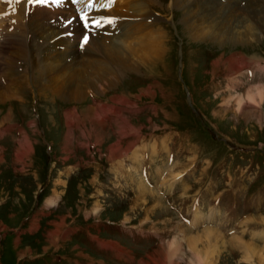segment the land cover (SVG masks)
I'll list each match as a JSON object with an SVG mask.
<instances>
[{
	"label": "rangeland",
	"instance_id": "rangeland-1",
	"mask_svg": "<svg viewBox=\"0 0 264 264\" xmlns=\"http://www.w3.org/2000/svg\"><path fill=\"white\" fill-rule=\"evenodd\" d=\"M100 3L117 24L97 53L81 23L68 78L32 50L0 85V264H264V0Z\"/></svg>",
	"mask_w": 264,
	"mask_h": 264
},
{
	"label": "bare ground",
	"instance_id": "bare-ground-1",
	"mask_svg": "<svg viewBox=\"0 0 264 264\" xmlns=\"http://www.w3.org/2000/svg\"><path fill=\"white\" fill-rule=\"evenodd\" d=\"M86 3H87V0H84V3L78 2L77 4L73 5L69 0H62L61 3L53 4V3H51V0H49V3L47 5H45V6H50L49 9H42V10L41 9L40 10L35 9L36 6L33 8L32 5H27L26 11H25L26 13H29L33 10H37L36 18L34 17L35 20L33 18H31L30 16H28L27 14H25L24 18L22 19L23 7H22L21 3L19 4L18 8L15 9V13L7 12V10L4 7H0V13L4 14V15H0V55H2L3 53H6L5 51H6V49L10 48V45H13L14 49H15V52H12L11 56L0 57V60H1V62H0V80H1L0 85L1 84H7V82H8V84L6 86H4V90H7L8 88H10V84H12V83H19L18 77H13V75L15 74L13 71V65L15 64L17 59H19L20 57H23V58L28 57L31 60V63L33 60H36V58H35L36 56L32 54V50L35 52H38L41 56H43L40 59L41 63L39 62L40 60H37L38 64L37 63L32 64L34 70H39L42 67V65L49 66L48 67L49 72H39L38 77H40L42 79V76H46L47 77V78H45V79H47L46 82L49 81L50 83L57 82L60 79L65 78V77L68 78V76L61 75V74L58 77H55V75L53 73H54V71L57 72L58 71L57 69L64 68L65 64L72 62L74 60V58L76 57L75 52L78 50L77 45H78L79 41L75 42V40H76L75 36L77 33L82 32L81 28L79 29V27H82L81 21H79V18H78L79 17V11H84V12L90 11V15L92 17H95L96 19H100L102 16H110L111 17V15L109 13L104 12L106 5H104L105 3H103V4L100 3V0H94L92 10H89L88 8L85 7ZM102 5H103V11L100 12V10L102 8L100 6H102ZM132 6H133V8H132V11L130 12L131 15L129 17H133V18L138 17V19H136L137 24H138V21L140 20V17H141L142 11H143V5H142V3L141 4L136 3L134 5L132 4ZM38 7H39V5H38ZM12 10H13V8H12ZM111 13L117 14V11L113 10ZM143 13H144V11H143ZM55 15H57L58 18L56 20H53L52 18H54ZM49 18H50V20H49ZM66 19H71L72 23L70 25H66ZM10 21H12V26L7 28V25H8V23H10ZM104 22L105 21H102L103 24H104ZM61 23H63V26L61 28H58L59 24H61ZM113 24L116 25L117 22L114 20ZM104 27H105V25L103 26V28ZM100 29L101 28H98L95 30H100ZM67 33H71V35H67ZM124 33H126V31H123V35H124ZM29 34H32L31 37L36 39V43H33V42H30L28 44L26 43L27 40L30 39L29 38L30 36L27 37V35H29ZM91 34L92 33L89 32V37H90V39L88 41V43L90 42L89 48L94 50L92 52L98 53L97 50H98L99 46L102 44L104 35L102 36V35L96 33L93 36ZM79 38L77 40H79ZM118 38L119 37L116 38L117 42L123 41V40L118 39ZM1 40H3V41L1 42ZM7 42H10V44L7 45ZM17 44H19V48H17ZM57 45H61V47H66V48L64 51H61V49L59 48V50L56 51L57 55H55V58L52 60V59H50L51 55L49 54V50L51 48L57 46ZM74 45H75V47H74ZM28 46H29V48H28ZM126 50L127 49L122 48V47H119L118 49L114 48L113 50L109 51L108 54L110 55V58L112 57L113 60L116 61V58L120 54H125V56H121L122 58L123 57L128 58V56H129L128 51L129 50L128 51H126ZM79 52H81V51H79ZM66 58H68L69 61L64 62V61H66ZM79 68L80 69L76 70L77 67L75 68V65H74V66H71V67L66 69V70H68L67 75H69L70 73H73L77 76L76 82H74L72 90L75 86L78 89H80L79 79H85L86 69H85L84 65H81ZM94 68H96V67H94ZM101 69H102V67H101ZM57 73H59V72H57ZM26 74L27 73L23 72L22 73L23 77H20V78L25 79L27 77ZM27 78H31V77H27ZM58 78H59V80H58ZM62 83H63V81H62ZM1 90H2V88H1ZM72 90L68 89V91H72ZM1 94H2L1 97H3L4 93H1ZM8 94H10V93H8ZM246 97L250 100H254V101L256 100L257 101L258 98H262L263 96H262V92L260 93L259 90L254 91V90L248 89V91L246 93ZM241 101H242V99H238L237 104L239 105ZM200 259H201V257H200ZM200 261L201 260H197L196 261L197 264H201Z\"/></svg>",
	"mask_w": 264,
	"mask_h": 264
},
{
	"label": "snow or ice",
	"instance_id": "snow-or-ice-1",
	"mask_svg": "<svg viewBox=\"0 0 264 264\" xmlns=\"http://www.w3.org/2000/svg\"><path fill=\"white\" fill-rule=\"evenodd\" d=\"M7 3H12L13 0H5ZM16 3H24L25 0H15ZM62 0H51V3L58 4L61 3ZM70 2L75 5L78 2L84 3V0H70ZM26 3L28 5L32 6H38V5H47L49 3V0H26ZM93 3L94 0H87V3L85 4V7L89 10L93 9ZM0 15H4L3 13H0ZM75 18V17H74ZM73 18V19H74ZM85 29V33L81 39V47H84L85 44L88 43L90 37L89 32L93 29H98L103 27L102 21L107 22L108 24H112L114 21V17L110 16H102L100 19H96L95 17H92L89 12L79 11V17H78ZM72 23L71 19H66V25H70ZM67 35H71V33H67Z\"/></svg>",
	"mask_w": 264,
	"mask_h": 264
}]
</instances>
